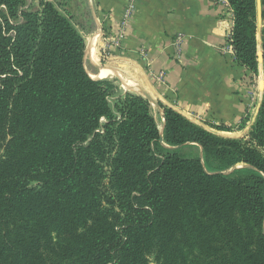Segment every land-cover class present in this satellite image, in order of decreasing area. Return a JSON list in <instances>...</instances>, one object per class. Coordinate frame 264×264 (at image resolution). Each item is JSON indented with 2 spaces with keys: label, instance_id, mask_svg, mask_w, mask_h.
I'll return each instance as SVG.
<instances>
[{
  "label": "trees",
  "instance_id": "16d2710c",
  "mask_svg": "<svg viewBox=\"0 0 264 264\" xmlns=\"http://www.w3.org/2000/svg\"><path fill=\"white\" fill-rule=\"evenodd\" d=\"M226 1L258 76L260 0ZM71 2L0 0V264H264V97L248 141L163 105L161 129L90 77Z\"/></svg>",
  "mask_w": 264,
  "mask_h": 264
},
{
  "label": "crops",
  "instance_id": "0c3cea01",
  "mask_svg": "<svg viewBox=\"0 0 264 264\" xmlns=\"http://www.w3.org/2000/svg\"><path fill=\"white\" fill-rule=\"evenodd\" d=\"M88 1L95 5L97 28H106L116 41L112 53L117 58L109 71L132 94L207 129L224 125L231 128L224 134L249 132L263 100L264 67L260 63L254 76L235 61L229 43L233 16L226 0H135L136 11L124 28L123 14L131 0ZM180 33L185 38L176 58L173 44ZM91 41L87 48L97 54V37ZM93 64L98 67V59ZM107 71L89 75L102 80ZM160 116L164 121L161 109Z\"/></svg>",
  "mask_w": 264,
  "mask_h": 264
},
{
  "label": "rangeland",
  "instance_id": "374dc122",
  "mask_svg": "<svg viewBox=\"0 0 264 264\" xmlns=\"http://www.w3.org/2000/svg\"><path fill=\"white\" fill-rule=\"evenodd\" d=\"M259 2V1H258ZM257 2V11L258 15V33H257V39H258V50L259 52H262V31L264 30V20L261 18V11L262 7ZM30 5L33 9H38V1H30ZM95 5L91 4L88 0H72L70 6L67 8V10L70 12V17L72 18V21L76 28L81 32L83 35L86 44L91 45L92 39H95L97 37V54H94L92 51L91 54H89V48L86 50V56H85V67L87 72L90 75L93 76H99L101 73L104 72L105 69L110 70L112 60L116 59V55L112 53V47L115 46V42L112 37H110L109 32L105 29L100 30L96 26V22L94 20L93 12L95 13ZM68 12V13H69ZM122 26V25H121ZM183 34V33H182ZM184 35V34H183ZM185 36V35H184ZM177 37V36H176ZM175 37V38H176ZM88 40H90L88 42ZM175 41V39H174ZM105 43V44H104ZM97 57V58H96ZM97 59L99 62V66H94L93 62L97 64ZM93 60V62H92ZM103 71V72H102ZM129 73V72H128ZM100 79H106L114 83V85L117 87V95L119 94H127L133 92V89L127 87L126 85L122 84L118 76L115 75L113 72H109L106 76ZM127 81V80H126ZM132 94V93H131ZM257 94H260V90L257 88ZM264 97V95H263ZM263 101V100H262ZM152 105V113L154 118L156 119L157 123L159 124L160 128L163 129V123L162 118L160 116V104L154 103ZM162 110V109H161ZM210 128V127H209ZM215 134L224 137V138H233V139H241L243 141L249 140V132L245 134H224L219 133L213 129H209ZM186 155L193 156L197 154L196 150H187L185 152ZM243 165L238 166L237 168H243ZM232 170L228 171L227 173H230ZM151 264H155L154 258H151Z\"/></svg>",
  "mask_w": 264,
  "mask_h": 264
},
{
  "label": "built area",
  "instance_id": "2783aa9c",
  "mask_svg": "<svg viewBox=\"0 0 264 264\" xmlns=\"http://www.w3.org/2000/svg\"><path fill=\"white\" fill-rule=\"evenodd\" d=\"M135 11H136L135 0H131L128 3L127 7L125 8V11L123 14L122 28H124L128 24V22L131 20ZM184 38L185 36L182 33L178 34L177 37L175 38L173 46H174L176 58H179L181 55V46H182ZM162 77H163V73L159 76V79H161Z\"/></svg>",
  "mask_w": 264,
  "mask_h": 264
},
{
  "label": "water",
  "instance_id": "95a60500",
  "mask_svg": "<svg viewBox=\"0 0 264 264\" xmlns=\"http://www.w3.org/2000/svg\"><path fill=\"white\" fill-rule=\"evenodd\" d=\"M258 3H259V2H258ZM259 5H261V0H260ZM261 7H262V5H261ZM260 14H261V18H262V11H261ZM258 16L260 17V15H258ZM258 58H259V64L262 63V64L264 65L263 51L258 53ZM90 77H91V76H90ZM261 90L264 92V82L261 84ZM262 102H263V101H262ZM262 102L259 104V107H258V110H257L256 116H255V118H254V120H253V125H254V123L256 122V119H257L258 113H259L260 108H261V106H262ZM204 128H205V127H204ZM206 129H207V128H206Z\"/></svg>",
  "mask_w": 264,
  "mask_h": 264
},
{
  "label": "bare ground",
  "instance_id": "6f19581e",
  "mask_svg": "<svg viewBox=\"0 0 264 264\" xmlns=\"http://www.w3.org/2000/svg\"><path fill=\"white\" fill-rule=\"evenodd\" d=\"M107 72H110V71L108 70ZM126 73H127V72H126ZM95 79H96V78H95ZM131 83H132V82H131ZM131 83H130V84H131Z\"/></svg>",
  "mask_w": 264,
  "mask_h": 264
}]
</instances>
